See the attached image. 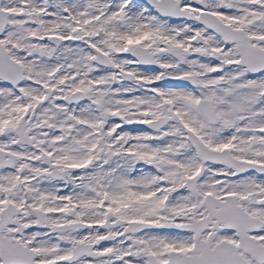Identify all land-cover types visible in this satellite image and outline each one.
<instances>
[{"label":"snow or ice","instance_id":"snow-or-ice-1","mask_svg":"<svg viewBox=\"0 0 264 264\" xmlns=\"http://www.w3.org/2000/svg\"><path fill=\"white\" fill-rule=\"evenodd\" d=\"M0 264H264V0H0Z\"/></svg>","mask_w":264,"mask_h":264}]
</instances>
